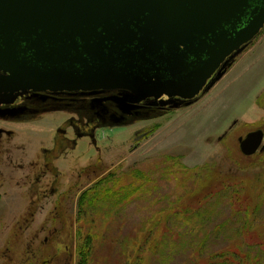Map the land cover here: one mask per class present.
<instances>
[{
  "label": "rangeland",
  "instance_id": "obj_1",
  "mask_svg": "<svg viewBox=\"0 0 264 264\" xmlns=\"http://www.w3.org/2000/svg\"><path fill=\"white\" fill-rule=\"evenodd\" d=\"M35 113L0 119V264H80V247L83 264H123L147 241L137 264L227 249L264 264V141L240 147L264 131V30L190 106L92 128L73 108Z\"/></svg>",
  "mask_w": 264,
  "mask_h": 264
},
{
  "label": "water",
  "instance_id": "obj_2",
  "mask_svg": "<svg viewBox=\"0 0 264 264\" xmlns=\"http://www.w3.org/2000/svg\"><path fill=\"white\" fill-rule=\"evenodd\" d=\"M263 29L264 0H0V116L31 90L114 92L91 104L113 101L112 124L147 99L190 105ZM263 141L258 129L240 147Z\"/></svg>",
  "mask_w": 264,
  "mask_h": 264
},
{
  "label": "flooded vegetation",
  "instance_id": "obj_3",
  "mask_svg": "<svg viewBox=\"0 0 264 264\" xmlns=\"http://www.w3.org/2000/svg\"><path fill=\"white\" fill-rule=\"evenodd\" d=\"M114 92L104 91L99 94H87L81 91H28V93L22 95L19 98L18 103H15L18 110L16 117H21L22 115H30L32 113L44 110H60L63 108H73L78 111H83L88 115V125L95 127L97 125L109 124L110 116L113 113L121 114L117 105L111 100H105L102 102L108 107V111L102 112L92 107L94 99L105 98L108 96L114 95ZM139 108L133 111V115H126V120L130 121L131 119L137 117H153L159 115V113L164 112L171 107L158 106L152 104L149 99L141 101L139 103ZM36 114V113H35ZM14 117V118H16ZM13 119V118H12ZM18 119V118H16ZM5 120V119H1Z\"/></svg>",
  "mask_w": 264,
  "mask_h": 264
},
{
  "label": "trees",
  "instance_id": "obj_4",
  "mask_svg": "<svg viewBox=\"0 0 264 264\" xmlns=\"http://www.w3.org/2000/svg\"><path fill=\"white\" fill-rule=\"evenodd\" d=\"M105 186H108V184L106 183ZM110 190L105 191L108 195L110 194L112 196V194L109 192ZM117 196L116 193H114V195L112 197ZM103 197L105 198V194L103 195ZM96 196L94 194H92L90 191L84 193V196L81 198L80 200V204L81 205H85V201H87V199L92 200L95 199L96 200ZM89 241L92 240V236L89 237L88 239ZM148 243V241L146 243H144L143 245H137L134 248L131 249L130 253L128 256H126V259L123 261V264H137V261H140V253L145 249V245ZM81 248V247H80ZM79 248V256H78V262H80V264H83V262L85 261V256L82 250H84L83 248L80 249ZM243 253H240L239 251H237L236 249L234 250H224L220 253H215L213 255H211L210 257H203L201 256L199 258V264H240V260L241 258H243L242 256ZM137 255V261L134 262L133 260H131V257ZM89 260V258H88ZM244 264V263H241Z\"/></svg>",
  "mask_w": 264,
  "mask_h": 264
},
{
  "label": "bare ground",
  "instance_id": "obj_5",
  "mask_svg": "<svg viewBox=\"0 0 264 264\" xmlns=\"http://www.w3.org/2000/svg\"><path fill=\"white\" fill-rule=\"evenodd\" d=\"M264 30V29H263ZM262 30V31H263ZM261 31V32H262ZM260 32V33H261ZM259 33V34H260ZM260 61H261V59H256L255 61H254V63L250 66V68L249 69H251L253 66H256V63H260ZM248 71V70H247ZM226 103V101L222 104V105H224ZM221 104H220V102H218V103H214V105H213V108H214V110L216 109H221V106H222ZM185 106H190V105H185ZM181 107H183V106H180V107H175V108H181ZM175 108H171V109H175ZM168 110H170V109H168Z\"/></svg>",
  "mask_w": 264,
  "mask_h": 264
}]
</instances>
